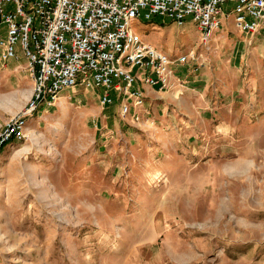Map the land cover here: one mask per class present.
Masks as SVG:
<instances>
[{
	"label": "rangeland",
	"instance_id": "obj_1",
	"mask_svg": "<svg viewBox=\"0 0 264 264\" xmlns=\"http://www.w3.org/2000/svg\"><path fill=\"white\" fill-rule=\"evenodd\" d=\"M222 20L208 45L191 17L132 22L173 59L197 53L155 103L124 117L78 86L28 118L0 150V264H264V25ZM14 64L0 125L34 88Z\"/></svg>",
	"mask_w": 264,
	"mask_h": 264
},
{
	"label": "built area",
	"instance_id": "obj_2",
	"mask_svg": "<svg viewBox=\"0 0 264 264\" xmlns=\"http://www.w3.org/2000/svg\"><path fill=\"white\" fill-rule=\"evenodd\" d=\"M157 17L178 25L191 17L208 45L222 17L257 33L264 25V0H0V59H18L20 46L34 81L27 106L0 127V150L26 140L28 118L40 106L57 105L66 89L100 88L101 106L119 99L124 117L143 106L145 86L171 89L175 69L195 61L197 53L173 59L132 31L135 19Z\"/></svg>",
	"mask_w": 264,
	"mask_h": 264
},
{
	"label": "crops",
	"instance_id": "obj_3",
	"mask_svg": "<svg viewBox=\"0 0 264 264\" xmlns=\"http://www.w3.org/2000/svg\"><path fill=\"white\" fill-rule=\"evenodd\" d=\"M10 63H15V64H14V65H15V66H14L15 68H16V67H17V68H22V67H24V71H23L22 73H25L26 77L28 76L29 71H28V61H27V59L22 60V59L20 58V56H18V59L11 60ZM176 71H178V68L175 69V75H176ZM29 76H30V74H29ZM30 78H31V76H30ZM31 80H32V81H31ZM31 80H30V82H31V88H32V87H33V79L31 78ZM77 87H78V86H77ZM144 89H145V102H144L143 106H141V107H144L145 104H146V106H147V105H150L151 103H152V104L155 103V98H156V96H158V94L161 93V92L157 91L156 89H153V88L148 87V86H145ZM71 90H72L74 93H78V92H79V89H78V88H74V89H71ZM31 92H32V94H33V89H31ZM31 96H32V95H31ZM100 97H101V96H99V104H100ZM63 98H66V99H68V100H72V96L67 97V96H65V95H59V100H61V99H63ZM117 101H118V100H117ZM100 107H102L101 104H100ZM4 124H5V123H4ZM4 124H2V125H0V126H3Z\"/></svg>",
	"mask_w": 264,
	"mask_h": 264
},
{
	"label": "bare ground",
	"instance_id": "obj_4",
	"mask_svg": "<svg viewBox=\"0 0 264 264\" xmlns=\"http://www.w3.org/2000/svg\"><path fill=\"white\" fill-rule=\"evenodd\" d=\"M66 100V99H65ZM65 100H63V101H65ZM63 104H64V102H63ZM63 106V105H62ZM68 107V106H67ZM64 108V107H63Z\"/></svg>",
	"mask_w": 264,
	"mask_h": 264
}]
</instances>
